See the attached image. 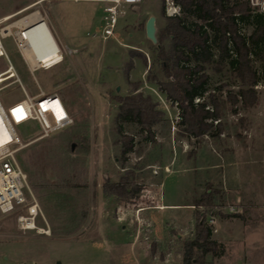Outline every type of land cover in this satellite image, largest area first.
<instances>
[{"label":"rangeland","instance_id":"1","mask_svg":"<svg viewBox=\"0 0 264 264\" xmlns=\"http://www.w3.org/2000/svg\"><path fill=\"white\" fill-rule=\"evenodd\" d=\"M25 1L0 0V8ZM44 5L10 21L37 9L42 13ZM53 5L48 2V16L54 18V9L62 11L72 35L67 43L78 47L62 51L56 64L31 72L11 36L1 38L26 92L36 94L39 85L44 92L57 93L73 122L65 131L35 141L30 140L39 131L36 122L15 125L23 143L30 142L18 157L41 210L35 226H48L49 234L21 229V209L0 212V264H180L182 243L191 237L195 221L186 204H192L207 184L221 197L214 211L235 214L208 216V224L211 217L215 221L209 225L219 245L216 254L206 256L210 264H264V84L256 86L257 101L242 107L225 96L237 89L231 74L207 69L208 92L222 101L224 127L216 139L188 137L176 103L166 99L152 79L155 75L166 80L155 61V45L144 36L148 15L155 16L158 35L164 17L179 13L173 0L125 5L115 35L107 39L101 34V5L83 0ZM6 65L0 59V71ZM137 80L142 81L138 91L150 94L164 116L151 126L152 141L136 123H123V136L134 141L123 161L115 144L117 106L111 98L128 94V81ZM11 81L0 83L5 108L24 98ZM220 85L222 98L216 90ZM127 169L133 171L130 184L139 192L133 198L105 194L104 181H118Z\"/></svg>","mask_w":264,"mask_h":264},{"label":"trees","instance_id":"2","mask_svg":"<svg viewBox=\"0 0 264 264\" xmlns=\"http://www.w3.org/2000/svg\"><path fill=\"white\" fill-rule=\"evenodd\" d=\"M173 1L179 13L164 17L165 24L154 47L155 61L166 80L156 79L155 75L152 79L165 98L176 103L186 136L199 139L208 135L216 139L224 127L220 119L222 101L208 92L207 69L216 73L226 69L237 85L235 91L227 92V99L239 101L242 107L252 106L258 98L256 86L264 84V12L251 7L248 0ZM128 66L132 67L131 61ZM128 83V94L111 98L117 106L114 121L119 136L115 144L120 146L123 161L134 147L133 138L123 136V123H136L152 141L151 126L164 116L150 94L138 91L141 80ZM223 86L216 87L221 98ZM125 172L116 182L104 181L103 192L133 198L140 188L130 184L133 171ZM218 193L207 184L204 192L193 199L195 221L191 237L182 243L180 264H210L207 254L218 252L219 245L212 238L207 218L214 214L235 216L214 211L220 206Z\"/></svg>","mask_w":264,"mask_h":264},{"label":"built area","instance_id":"3","mask_svg":"<svg viewBox=\"0 0 264 264\" xmlns=\"http://www.w3.org/2000/svg\"><path fill=\"white\" fill-rule=\"evenodd\" d=\"M139 2L140 0H104L101 14L102 37L104 39L113 37L119 18L125 14L124 6H134ZM248 2L257 11L264 12L263 0H248ZM27 26L28 24L13 27L6 21L0 22V59L7 63L6 68L0 71V75L4 74L2 78L11 75L0 83L12 79L9 83H17L24 93V98L11 103L6 108L0 100V127L5 136L0 144V212L9 213L21 209L23 213L17 217L21 229H36L41 233L49 234L48 226L46 228L35 226V218L41 214V210L29 189L27 174L18 157L19 151L30 142L23 143V139L18 136L14 127L27 121L36 122L39 131L30 140L35 141L69 127L73 119L66 104L57 93L44 92L37 85L38 92L29 95L14 72L1 43V38L7 35L11 36L15 48L31 72L36 68H48L54 65L55 63L45 64V60L53 55L59 54L62 58V51L55 40L58 51H53L41 34L32 35ZM213 223L215 221L211 217L209 224Z\"/></svg>","mask_w":264,"mask_h":264},{"label":"crops","instance_id":"4","mask_svg":"<svg viewBox=\"0 0 264 264\" xmlns=\"http://www.w3.org/2000/svg\"><path fill=\"white\" fill-rule=\"evenodd\" d=\"M64 1H76V0H26L25 2L16 5L14 7L7 6V7H3L0 8V22L6 21L7 23H10L13 27L17 26V25H24V23L26 22V18L29 16V14L31 13H35V16L39 17L40 19H42L46 25V27L48 28L50 34L52 35L53 39L56 41V43L58 44V46L60 47L61 51H64V53H66L68 51L71 52V50H74L78 47H71L68 45L67 41L71 39L72 35H70L69 31H67V29L65 28V24H63L62 21V11L57 12L54 9V18H50L49 12H48V2H53V8L58 6L60 4V2H64ZM83 1H90V2H94L97 3L98 6L101 8V14H102V3H104V0H83ZM45 2V10L43 9L42 13H39V10H35L31 13H28L26 15H24L23 17L15 20V21H10L11 18L16 15L19 14L23 11H26L34 6H38L42 9V5ZM59 11V10H58ZM7 16H9V18H6ZM63 53V52H62ZM67 54V53H66ZM56 64V63H55ZM161 184V182H159V185ZM179 204H174V206H178ZM187 206L192 208V212H193V205L188 203L186 204Z\"/></svg>","mask_w":264,"mask_h":264},{"label":"bare ground","instance_id":"5","mask_svg":"<svg viewBox=\"0 0 264 264\" xmlns=\"http://www.w3.org/2000/svg\"><path fill=\"white\" fill-rule=\"evenodd\" d=\"M6 18H9V16H7ZM26 22L24 24H28L27 28L30 29V32L32 33V35L37 34H41L42 36L45 37V40L48 42V45L51 46L53 48V51H58V47H56L55 45V41L52 37V35L50 34L48 28L46 27L45 23H43L41 21V19L37 16H35V13H31L29 14V16L26 18ZM30 60H32L30 58ZM61 57L59 54L53 55L52 57L46 59L45 64L51 65L53 63H56L57 61H60ZM33 62V60H32ZM4 74H1L0 77H3ZM13 75V74H12ZM11 77V75H10ZM5 139V136L2 133L1 127H0V144L2 143V141Z\"/></svg>","mask_w":264,"mask_h":264},{"label":"water","instance_id":"6","mask_svg":"<svg viewBox=\"0 0 264 264\" xmlns=\"http://www.w3.org/2000/svg\"><path fill=\"white\" fill-rule=\"evenodd\" d=\"M155 20H156L155 16L150 14V15H148V17L146 18V20L144 22V36L153 45H157L158 28L156 26ZM41 21L43 22L42 19H41ZM72 147H73V145H71V149H72Z\"/></svg>","mask_w":264,"mask_h":264}]
</instances>
